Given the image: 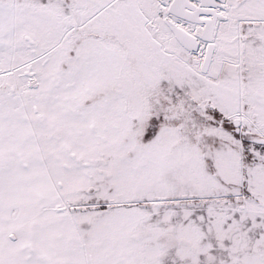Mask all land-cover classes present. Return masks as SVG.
<instances>
[{"label": "snow or ice", "instance_id": "obj_1", "mask_svg": "<svg viewBox=\"0 0 264 264\" xmlns=\"http://www.w3.org/2000/svg\"><path fill=\"white\" fill-rule=\"evenodd\" d=\"M0 264H264V0H0Z\"/></svg>", "mask_w": 264, "mask_h": 264}]
</instances>
